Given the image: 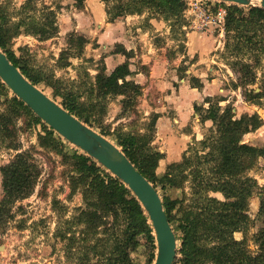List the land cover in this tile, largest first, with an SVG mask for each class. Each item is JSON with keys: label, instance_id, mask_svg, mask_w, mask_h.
I'll list each match as a JSON object with an SVG mask.
<instances>
[{"label": "trees", "instance_id": "trees-1", "mask_svg": "<svg viewBox=\"0 0 264 264\" xmlns=\"http://www.w3.org/2000/svg\"><path fill=\"white\" fill-rule=\"evenodd\" d=\"M72 1L81 5L85 0ZM100 1L107 22L138 15L144 16L145 28L153 29L151 19L163 20L176 41L178 36L185 40V0ZM221 4L225 10L222 58L240 74V85L248 86L256 81L255 69L264 60V9ZM18 15V20L11 22L0 5V48L31 83L50 88L54 100L59 99L69 113L111 138L135 168L159 187L167 219L180 243L173 264H264V186H259L247 173L259 157H264V146L243 142L244 135L262 126L260 116L253 113L235 117L230 105L224 108L219 105L222 98L211 101L206 97V108L195 104L193 109L200 123L210 120L212 125L200 140L188 145L180 160L157 172L165 155L154 142L159 114L150 112L148 121L143 123L144 132L124 131L121 125L111 131L108 124H103L108 100L116 96L119 87L132 92V97L124 100V107L130 106V101L141 94V85L131 78L134 74L129 68L132 52L120 45L117 53L125 57L123 62L107 72L102 61L93 75L84 68L85 82L77 89H69L53 73L34 67L23 55H17L12 46L13 38L21 32L41 40L54 37L58 32L56 10L45 4L39 8L34 0H26ZM88 43L85 36L71 33L57 59L58 66L70 65L71 58H83ZM179 49H184L183 44ZM87 61L92 62V59ZM184 71L182 69L180 77L185 76ZM190 86L201 89L203 84L199 78L190 76ZM8 93V87L0 80V97L8 103L0 112V140L4 143L13 137L16 120L22 116L29 125L41 127L37 137L41 148L54 151L71 162V190L81 192L83 206L77 207L70 219L62 220L60 216L55 236L65 243L66 260L73 264H134L131 253L140 246L138 236H143L154 250L151 224L130 190L78 149L64 152L63 139L16 96L8 98ZM263 95L264 89L244 92V98L254 104L259 103ZM8 147L16 149L12 142ZM39 175L40 169L29 150L19 152L13 162L0 166V222L12 217V206L17 200L33 192ZM178 184H188L189 195L184 193L180 198H171L165 194ZM255 193L260 195L257 216L261 226L253 235L257 251L252 253L246 238L236 239L234 233H246L251 223L248 202ZM212 194H220L224 199ZM152 260L149 258L146 264H151Z\"/></svg>", "mask_w": 264, "mask_h": 264}, {"label": "rangeland", "instance_id": "rangeland-1", "mask_svg": "<svg viewBox=\"0 0 264 264\" xmlns=\"http://www.w3.org/2000/svg\"><path fill=\"white\" fill-rule=\"evenodd\" d=\"M25 1L26 0H0V5L6 11L10 21L14 23L18 20L20 7ZM34 2L39 8L45 4L56 10L58 32L54 37L46 40H41L37 36L21 32L13 38V49L17 55H23L29 60V63L34 67L53 73L55 78L64 82L69 89H77L85 82L86 77L84 68H87L86 71L93 75L95 74V69L102 61L105 63L107 72H110L114 66L119 64L118 61L120 57L115 54H119L117 50L120 45L123 46L126 38L129 42H133H130V45L137 46L136 50L139 54V58L129 61V68L132 71L139 69L143 74L148 70V66L140 65L143 60L140 54L144 53V42L150 43L153 48L154 46L164 47L167 55L175 60L176 63L178 62V58L184 55L178 65L180 74H182V69L190 68L191 63L198 60L199 56H202L203 60H206V62L204 61L205 64L198 66L196 69L200 67L204 68L203 74L205 80L211 81L217 78L216 81H218L217 84L213 85L216 88V94L209 99L215 101L217 98H222L223 100L219 102V105L222 108L226 105H230L233 108L235 117H239L242 114L257 113L262 119L263 124L255 131L244 135L243 142L256 146H264V95L257 104L247 101L244 98V92L252 90L256 93L264 89V60L262 61V65L255 69L257 73L256 81L248 86L240 85V74L230 68L222 58L225 42V12L223 13L224 5L221 4L222 1L185 0L186 8L183 12V18L185 20L183 29L187 31L185 40H183L184 38H182V36H178L179 40L176 41L169 32L168 24L163 20L157 21H161L164 27L162 28V23H159L156 25L158 28L157 31H153L149 27H144V16L127 15L119 17L113 23H116V32H120V36L117 35L110 38L109 35H106L99 40L88 39L89 43L86 44L84 48L83 58L69 59L70 65L66 67H59L57 59L60 56L61 50L65 49L67 46L68 36L71 33L83 35L85 37L88 36L81 31L83 30L81 12L84 11V5H76L72 0H34ZM224 3L225 6L233 4L229 2ZM219 14H223V19ZM128 16L134 17L133 19H127ZM214 19L216 23H214ZM151 20L154 21V19ZM137 26L149 32L148 37H144V41L139 43L137 39L134 40V34L142 35L140 31L136 30ZM89 27H87V29H89ZM165 28L168 30H165ZM94 30H96V27ZM188 40L189 42L186 43ZM180 44H183L184 49L182 51L179 49ZM187 44L191 48V53L188 56L186 49ZM195 50H198L199 53L195 52ZM148 55L150 56L151 62L153 53ZM88 58H91L92 62L87 61ZM133 76L134 74L131 76L133 81L139 84ZM188 81L190 85V77ZM144 85H141V94L130 101L132 103L130 106H123L124 100L132 97V92L125 87H119L116 96L108 100L103 124H108L111 131L121 125L124 131L144 132L143 123L148 121L147 119L151 112L147 106L149 101L147 103L144 101ZM38 87L53 98L50 88L42 84ZM160 93L161 91L156 89L152 90L151 95L156 103L160 100ZM12 95L14 94L10 91V93H8V98L12 97ZM55 100L58 103L60 101L59 99ZM203 102L200 103V106L206 108L208 103L206 102L204 107ZM7 105L8 103L5 102L4 97H0V112H3ZM15 124L16 129L13 137L4 143L0 140V166L13 162L19 152L29 150L34 161L38 164L40 175L34 186L33 192L26 198L19 199L13 204L11 212L12 217L4 222H0V264H73L66 260L64 241L55 236L56 229L59 226L60 216L62 220L70 219L75 209L83 206L81 192L79 190L72 192L71 190L69 181V174L72 170L71 162L60 154L54 151H48L38 145L37 137L42 131L39 125H29L27 120L22 116L17 118ZM187 126L186 131H189V126L197 127L191 129V138L194 139L196 137L202 138L207 130V128L202 125L200 127L193 118H191ZM96 131L98 132L97 129ZM108 139L111 140V138ZM9 142H12L16 146V149L8 147ZM154 142L159 150L162 148L168 155H173L170 146L164 147L158 144L156 138ZM61 143L64 146V152H69L74 148L82 152L79 148H76L64 139ZM191 143L194 142L191 141ZM188 145L189 144L185 145L184 151L187 149ZM173 160L174 159L171 160L170 157H167L165 160L166 163L161 161L157 168V172H162L167 163ZM247 173L257 180L259 186H264V157H259ZM157 189L162 198V192L159 187H157ZM189 192L190 188L188 184H178L173 188L167 189L165 194L169 195L171 198H180L184 193L189 195ZM212 195L221 200L224 199L220 194ZM1 196L2 188L0 176V198ZM229 200L233 201L235 199L230 198ZM259 200L260 195L258 193H255L249 199L247 214L251 223L246 233H244V235L242 232L234 233L236 239H242V237L246 238L248 249L252 253L257 251L252 238L261 226L257 216ZM107 222V225H109V220H107ZM138 240L140 241V246L131 253L134 264H146L149 258L153 259V263L156 248L154 250L151 249L150 246L145 243L143 236H138ZM179 244L178 241V247Z\"/></svg>", "mask_w": 264, "mask_h": 264}, {"label": "water", "instance_id": "water-1", "mask_svg": "<svg viewBox=\"0 0 264 264\" xmlns=\"http://www.w3.org/2000/svg\"><path fill=\"white\" fill-rule=\"evenodd\" d=\"M220 1L264 9V0ZM0 80L44 124L79 148L130 190L144 210L153 230L156 254L152 264H173L177 256L178 240L167 219L162 198L157 187L135 168L122 149L31 83L10 62L1 48Z\"/></svg>", "mask_w": 264, "mask_h": 264}, {"label": "crops", "instance_id": "crops-1", "mask_svg": "<svg viewBox=\"0 0 264 264\" xmlns=\"http://www.w3.org/2000/svg\"><path fill=\"white\" fill-rule=\"evenodd\" d=\"M83 5L84 11L81 12V17L83 19V30L81 31L88 35L86 36L88 39L99 40L101 37H105L106 35H109L110 38L117 35L120 36V32H116V23H110L106 21L104 7L100 0H85L83 2ZM133 17L134 16H128L127 19H133ZM150 23L153 28L152 30L157 31L158 28L156 27V25L162 22L151 20ZM87 27H89V29H87ZM95 27L96 30H94ZM163 27L164 24L162 23V28ZM136 30L142 33V35L134 34V40L137 39L138 43L144 41V37H148L149 32L142 30L138 26L136 27ZM165 30L168 29L165 28ZM130 42L126 38L125 42L123 43V47L127 51L132 52V57L129 59V61H133L135 58H139V54L136 50L137 46L130 45ZM187 42H189V40L186 41V43ZM186 49L188 56L191 53V48L188 44L186 45ZM195 52L199 53L198 50H195ZM150 53H153V55L151 56V62L149 58L150 56L148 55ZM115 55L120 57V59L118 57V63H121L125 60V57L121 54ZM140 55L141 57H143L140 65L148 66V70L145 74H143L142 71L136 69V71H133L135 72L133 78L139 84H145V87L143 88V90L145 91L144 101L146 103L149 101V103H147V106L151 112L159 114V117L157 118L155 123L156 142H158V144L160 145H163L164 147L170 146L171 151L174 155H172L173 157L168 155L167 152H165L161 148L160 151H162L165 155L164 158L160 160V162L164 161V163H166L165 160L167 159V157H170L171 160L174 159L171 162L178 161L181 159L180 156L184 151L185 145L191 144V141L195 142L196 140L201 139L198 137H196L195 139L191 138V129H195L197 127L189 126V131H186V126L190 122L191 118H193L200 127L202 125L205 128H208L212 125V122L210 120H206L203 123H200L198 114L194 113L193 105H200V103L204 101V98L211 97L216 94V88L213 85L217 84V78H214L211 81L205 80L203 74L204 68L200 67L199 69H196L198 68V66H201L206 62V60H203L202 56H199L198 60L193 61L190 68L185 69V76L180 77V70L178 68V65L184 55H178L180 57L178 58V62L176 63L175 60L167 57L164 47L154 46L153 48L150 43L145 42L144 53ZM191 75L200 79L203 84L201 89L191 87L188 84V80ZM153 89L161 91L160 95L158 94L160 96V100L157 103L151 95ZM205 105L206 102H203L204 107Z\"/></svg>", "mask_w": 264, "mask_h": 264}, {"label": "built area", "instance_id": "built-area-1", "mask_svg": "<svg viewBox=\"0 0 264 264\" xmlns=\"http://www.w3.org/2000/svg\"><path fill=\"white\" fill-rule=\"evenodd\" d=\"M199 1H205V0H199ZM225 11L223 10V13H224ZM220 15V17L223 19V14L221 15V14H219ZM208 22H210V21H208ZM214 23H216V20L214 19Z\"/></svg>", "mask_w": 264, "mask_h": 264}]
</instances>
